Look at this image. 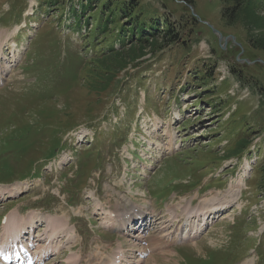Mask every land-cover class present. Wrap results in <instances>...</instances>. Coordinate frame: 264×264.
Listing matches in <instances>:
<instances>
[{"label":"rangeland","instance_id":"374dc122","mask_svg":"<svg viewBox=\"0 0 264 264\" xmlns=\"http://www.w3.org/2000/svg\"><path fill=\"white\" fill-rule=\"evenodd\" d=\"M40 2L0 0V36L6 37L17 32L19 23L13 22L22 18V9L28 4L26 13L39 4L14 37L20 60L2 70L0 186L20 188L21 195L0 201V238L3 219L37 213L65 217L75 229L71 239L61 235L59 254L52 247L45 264H68L72 255L79 264L112 259L205 264L195 260L203 257L211 264H264V51L252 48L246 29L226 25L221 0H194L193 6L183 0H143L145 11L180 24L176 31L182 41L160 50L147 47L144 57L100 93L90 90L87 67L79 80L73 78L81 65L76 57L92 56L82 38L90 27H70L74 7L85 16L98 1L66 0L62 16L50 6L40 9ZM54 31L71 39V51L59 46ZM116 45L130 48L129 42ZM12 53L10 43L0 47V64L11 62ZM81 136L89 143H79ZM91 151L95 155L87 154ZM240 181L244 185L235 186ZM158 193L165 201L152 197ZM122 201L142 208L157 229L126 236L104 226L95 207L114 211L119 205L122 214ZM172 204H191L190 210L231 208L218 207L206 224L191 218L202 233L174 242L169 236L187 228L191 213L175 211L178 218L172 221ZM241 210L240 218L251 224L244 237L233 225ZM46 229L45 224L35 227L34 237ZM183 244L189 247L177 254Z\"/></svg>","mask_w":264,"mask_h":264},{"label":"trees","instance_id":"16d2710c","mask_svg":"<svg viewBox=\"0 0 264 264\" xmlns=\"http://www.w3.org/2000/svg\"><path fill=\"white\" fill-rule=\"evenodd\" d=\"M42 1L40 2L41 8L50 6L56 13H61V16L68 2L66 0ZM90 1L92 3L93 0ZM97 1L98 4L95 6V11L86 9V7L81 8L91 11L85 16H83L82 10L77 14L74 7V22L72 24L73 30L81 29L82 23L90 27L89 32L86 35H82V38L86 41V48L94 49V55L87 59L89 60L88 62H86V59H81L76 79H80L79 75L82 72L84 73L87 67L88 76L91 80L88 85L90 90L94 92H107L110 85L121 72L136 62L137 59H141L146 55L144 51H146L147 47L153 50H160L165 45L179 44L182 41L176 31L177 27L181 28L180 24L172 23L165 16H158L156 12L149 13L145 11L141 4L143 0H125L124 2H119V0ZM183 1L191 5L194 3V0ZM221 2L224 5L222 17L226 25L243 26L247 31L252 48L264 51L263 0H221ZM124 19L127 21L120 22ZM186 21L187 19L185 18ZM118 41L123 43L124 47L129 42L130 48L126 51L123 48L117 49L116 43ZM137 42L140 44L139 54L136 50V46L139 45L136 44ZM243 241H245V238H243ZM243 251L244 246L241 247L239 252L242 253Z\"/></svg>","mask_w":264,"mask_h":264},{"label":"bare ground","instance_id":"6f19581e","mask_svg":"<svg viewBox=\"0 0 264 264\" xmlns=\"http://www.w3.org/2000/svg\"><path fill=\"white\" fill-rule=\"evenodd\" d=\"M1 34L2 35L0 36V39L4 38V36L6 38L5 33L1 32ZM2 70H3V67L0 66V75L2 74ZM169 149L172 151V149H173L172 146H170ZM242 185H244V184H242V181H240V183L236 184L235 186H242ZM5 187L0 186V195H1L0 197L3 200H5L8 197H13L14 195H16L20 192V188H19V190H18V188L14 189L15 186L14 187L8 186L9 188H12V189H9V188L5 189ZM3 193H5V194L3 195ZM122 203H124V202L122 201ZM121 207L124 208L123 212L121 215L118 214L117 217L115 216V214L118 213L119 205L117 206V208L114 211H112V210L104 211L100 215H102L101 220H107L106 225L108 227H115V226L118 227L119 226V229H117V231L119 233L125 234L126 232L129 233V230L133 229V222L135 221L134 218L142 216L144 214V212L141 210L142 208H140L139 206H135L133 204L128 205V204L124 203V204H122V206H120V208ZM218 207L221 209V207L223 208V205H217V207L213 206V207H210L209 209H203L202 208V209L190 210L192 208L191 204H187V205H183V206L181 204L180 205L172 204L171 206L168 207V210H169L168 212H169L171 219L173 221V220H176L178 218V215L176 214L175 211H178L180 209L184 210V208H186L189 211V213L193 214V216L191 215L190 217H187V221H186L187 225H191L190 224L191 218H194L195 220L193 222L196 223V217L198 215L197 212L202 213L204 216H207L208 213L210 212V216H211L212 215L211 213H215V212L219 211ZM137 210H138V214L136 213ZM29 215H28V218H26V219L20 218L21 215H19L18 212H16L15 214L13 213L11 215V217H10L11 221L9 220L10 224L8 223L9 225L4 228L5 236L9 241H14V243H17L18 240L20 239V237L25 233L27 225H30L32 227V230H33L36 224L45 223V222H47V220H49L47 217L40 216L39 214H36V213H32V215L30 217H29ZM38 215H39V217H37ZM144 219H147V218L146 217L141 218V223H140V220L139 221L136 220L138 222L137 226L140 225V226H138V228L142 229L144 223L148 221V220H144ZM143 220H144V222H143ZM52 224H53V226H51L50 231L45 233V241L46 242L48 241V245H47L48 249H52L53 243L59 238V233L61 231L67 230L65 232L67 234H71L70 239H71V237H73V235L75 233L74 228L73 229L69 228L68 220L65 217H59V218L52 219ZM146 225H148V224H146ZM193 230H194V234H196V235L199 232H201V229L197 225L194 226ZM172 234H173V237L171 236ZM172 234L170 236H171V238H174V241L185 242V241H189V240L194 238V235H192L191 232L183 231L181 228L178 231L172 232ZM170 236H169V238H170ZM8 240H6L3 243V245L9 243V242H7ZM58 250L59 249H56V251H58ZM1 252L7 254L6 250H4V249H2ZM167 252H169V251L167 250ZM42 253H45V252H42ZM42 253H41V255L43 257H45V255H43ZM79 263H80V259L76 255H72L68 260V264H79ZM108 263L119 264V262H117V260H115V259L110 260L106 264H108ZM244 264H251V262L250 261L245 262Z\"/></svg>","mask_w":264,"mask_h":264}]
</instances>
